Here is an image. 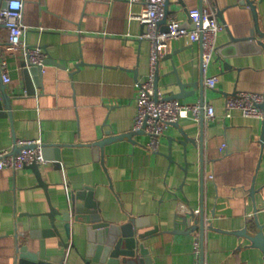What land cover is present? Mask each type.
<instances>
[{
  "label": "crops",
  "instance_id": "crops-1",
  "mask_svg": "<svg viewBox=\"0 0 264 264\" xmlns=\"http://www.w3.org/2000/svg\"><path fill=\"white\" fill-rule=\"evenodd\" d=\"M242 1L207 3L212 10L225 8L223 15L236 36L250 34L255 25L251 6ZM255 1L264 30V0ZM22 2L24 39L41 46L46 58L52 56L61 65L45 64L39 85L33 79L31 91L22 75V57H9L13 80L4 82L12 102L11 109H0V149L18 152L17 139H41L46 162L40 168L47 187L40 184L32 167L0 168V264L16 263L18 241L24 234L29 247L38 250L43 229L51 226L46 214L51 204L62 209L66 192L86 185L93 187L107 220L119 224L134 217L141 232L157 226L158 231L146 239L150 264H194V243L198 235L202 239L201 228L184 223L178 211L181 202L198 210L197 214L204 207V264H264L262 249L232 232L246 224L254 227L255 207L264 208V118L241 112L225 116L228 95L239 90L264 93V47L229 43L231 35L225 27L210 65L203 69L201 41L170 40L160 62V91L165 95L179 91L178 78L197 83L195 88L187 86L191 95L179 99L199 102L203 89L205 101L216 107V119L205 118L203 150L201 124L193 117L178 121L193 138L186 154L178 141L184 134L175 124L160 138L159 152L149 151L145 132L117 138L101 150L94 142L107 131L116 135L135 131L138 83L149 73L150 41L142 36L146 26L130 14L141 12L143 4L128 0ZM202 2L172 0L169 15L188 22L189 9L201 7ZM7 38L8 30L1 26L0 41ZM212 75L218 77L215 88L206 83ZM57 221L70 245L60 246L58 236L44 238L48 254L56 251L52 257L56 262L67 254L65 264H85V224L75 223L68 235L60 216Z\"/></svg>",
  "mask_w": 264,
  "mask_h": 264
},
{
  "label": "built area",
  "instance_id": "built-area-1",
  "mask_svg": "<svg viewBox=\"0 0 264 264\" xmlns=\"http://www.w3.org/2000/svg\"><path fill=\"white\" fill-rule=\"evenodd\" d=\"M130 4L142 3L143 9L139 13L131 12L130 18L140 19L146 23V31L142 35L150 41V63L147 77L139 81V92L137 94L138 111L134 119V129L143 130L148 136L147 148L151 152H157L160 148V138L165 135L172 122L181 118H200L202 111L208 120L217 117L216 107L208 101L182 102L179 98H167L160 90L155 88L157 67L164 56L170 40L189 37L192 41H201L203 52V66L207 68L217 49V38L225 24L216 16V11L207 5L209 0H204L202 7L189 9V25L174 15L168 16L167 29L164 30L161 21L165 16L166 0H128ZM12 0H8L6 7L0 12V23L8 30V38L2 50V71L4 81L7 84L13 80L9 73V57L20 54L23 59L42 65L46 54L39 45H30L24 39L26 26L22 22L23 2L20 9L11 8ZM195 24V26H193ZM218 77L208 76L206 83L215 88ZM264 100L263 92L239 90L236 94L228 95L225 101V116L231 117L234 112H241L248 117L264 118V109L261 104ZM16 144L21 149L11 152L8 149H0V168L21 169L30 166L33 162L45 163L44 145L41 139H17ZM227 144L224 143V146ZM181 213L198 210L189 209L185 202H181L179 209ZM194 264H204L202 260V239L198 235L195 239Z\"/></svg>",
  "mask_w": 264,
  "mask_h": 264
},
{
  "label": "water",
  "instance_id": "water-1",
  "mask_svg": "<svg viewBox=\"0 0 264 264\" xmlns=\"http://www.w3.org/2000/svg\"><path fill=\"white\" fill-rule=\"evenodd\" d=\"M172 0H166L165 5V16L161 21V24H164L163 29H167V21L168 16L171 13L170 3ZM183 3V0H181ZM242 3H248L253 12V16L255 19L254 27L249 31L248 35H238L232 33L230 27L227 23L223 12L225 8L219 7V9H215L216 16L225 24L229 34L231 35V40L229 43L238 44V43H257L259 46L264 47V30L260 24V16L257 12V6L255 0H243ZM204 5V0L202 2L201 7ZM7 5L6 3H0V12ZM190 20L185 22V25H189ZM146 26V23H144ZM5 26L0 23V27ZM195 26V24L193 25ZM6 42L0 41V109H11L12 102V94L9 93V88L7 84L4 82V75L2 71V50L3 46ZM163 58V57H162ZM162 60V59H161ZM160 60V62H161ZM160 62L157 67V75L155 80V88L159 91V78H160ZM53 63L57 65H61L57 60H55L52 56H47L44 61V64ZM83 63V62H82ZM80 63V65L82 64ZM78 65V67H80ZM203 69L204 66L202 65ZM21 70L22 75H24V80L29 90H31L33 79L36 81V84L39 85V81L43 76V66L34 64L28 59H23L21 61ZM180 90L179 91H171L169 94H166L167 98H186L188 95H191L193 92L187 88L188 85H192L194 88L197 87V83H184L181 79L178 78L176 81ZM202 85V83L200 82ZM202 87V86H201ZM203 88V87H202ZM32 91V90H31ZM30 91V92H31ZM194 91V90H193ZM234 92L233 94H236ZM205 101V95L202 89L200 103L203 105ZM264 109V100L261 104ZM264 121V119H263ZM205 117L204 112L202 111L199 123L201 124L202 132L200 136V140L202 141V150L204 148V127H205ZM171 124H175L180 128L179 122L175 121ZM180 130L184 134V139L178 140L183 144L185 154L187 153V144L189 141H193V138L187 134L184 129L180 128ZM138 132H144L143 130H135L130 133H118L113 134L112 131H107L105 137L100 138L94 142V145L99 149H104L105 145L109 142L116 140L121 137H130ZM262 140L264 141V130L262 134ZM57 159H61V154L59 150H57ZM160 150H158L159 152ZM171 154V152H170ZM168 156L170 160L173 162L175 159L172 155ZM60 161V160H59ZM60 165V164H59ZM29 167H32L36 173V176L40 182V184L46 188L47 183L43 180L42 171L40 168V164L37 162H33ZM182 168L185 172H187V165H183ZM254 188H251L252 196L255 197ZM65 204L62 209L56 208L53 204H51V208L49 212L46 214L50 216L51 226L47 229H43L44 233L43 237L47 238L49 236H58L60 238L59 245L64 246L66 249L69 247L70 243L64 240V236L61 232L60 226L58 224V217H61L63 222V229L66 234H72V230L74 229L75 223L85 224V232L87 233V251L84 257L85 264H91L92 262L98 264H150L151 263V252L150 249L146 246V239L153 236L157 230V226L154 229H150L144 232L138 230L140 225L139 219L134 217H130L129 220L123 223H115L113 221L107 220L98 206V201L94 196V189L90 185H86L83 189L73 190L71 193L66 192L65 195ZM63 200V199H62ZM264 211V208L255 207L254 214V227H251L250 224H246L242 229L232 230L233 233L245 237L250 240V245L254 247H258L263 251V259H264V221H262L260 211ZM200 214H197L195 211H190L186 213H181L183 216V221L189 227L197 228L199 226L201 228L202 239L204 238L205 233V211L204 207L200 209ZM262 211V212H263ZM40 234H38L39 236ZM23 238L19 239L17 251V258L15 264H65L66 255H64L57 262L52 259L53 255L56 254V251L52 252L53 254H48L46 250V241L44 238L40 240V247L38 250L31 249L29 244L27 243V239H24L25 234L22 236ZM42 237V236H39ZM75 246V244H74ZM264 262V261H263Z\"/></svg>",
  "mask_w": 264,
  "mask_h": 264
},
{
  "label": "clouds",
  "instance_id": "clouds-1",
  "mask_svg": "<svg viewBox=\"0 0 264 264\" xmlns=\"http://www.w3.org/2000/svg\"><path fill=\"white\" fill-rule=\"evenodd\" d=\"M10 6L13 9H20L22 7V4H21V2H19V0H12Z\"/></svg>",
  "mask_w": 264,
  "mask_h": 264
}]
</instances>
